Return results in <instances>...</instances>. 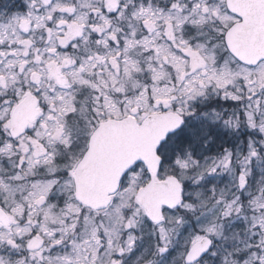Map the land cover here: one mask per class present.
Wrapping results in <instances>:
<instances>
[{
  "label": "snow or ice",
  "instance_id": "6c2138e0",
  "mask_svg": "<svg viewBox=\"0 0 264 264\" xmlns=\"http://www.w3.org/2000/svg\"><path fill=\"white\" fill-rule=\"evenodd\" d=\"M0 264H264V0H0Z\"/></svg>",
  "mask_w": 264,
  "mask_h": 264
}]
</instances>
